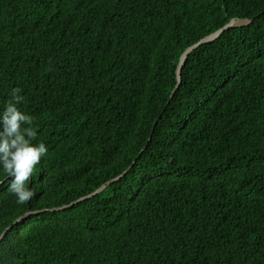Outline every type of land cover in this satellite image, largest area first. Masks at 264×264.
Instances as JSON below:
<instances>
[{
	"label": "trees",
	"instance_id": "16d2710c",
	"mask_svg": "<svg viewBox=\"0 0 264 264\" xmlns=\"http://www.w3.org/2000/svg\"><path fill=\"white\" fill-rule=\"evenodd\" d=\"M14 87L48 153L0 264H264V0H0Z\"/></svg>",
	"mask_w": 264,
	"mask_h": 264
},
{
	"label": "clouds",
	"instance_id": "9594fccd",
	"mask_svg": "<svg viewBox=\"0 0 264 264\" xmlns=\"http://www.w3.org/2000/svg\"><path fill=\"white\" fill-rule=\"evenodd\" d=\"M22 89H11L4 110L0 113L3 130L0 131V167L11 178L8 191L15 195L16 203H28L35 195L34 187H29L30 177L36 166L48 153L46 144L37 141L38 125L35 117L23 112L18 105L25 102Z\"/></svg>",
	"mask_w": 264,
	"mask_h": 264
},
{
	"label": "water",
	"instance_id": "95a60500",
	"mask_svg": "<svg viewBox=\"0 0 264 264\" xmlns=\"http://www.w3.org/2000/svg\"><path fill=\"white\" fill-rule=\"evenodd\" d=\"M249 24H251V20L250 19H233L231 20L227 25H225L223 28H221L220 30L210 34L209 36L203 38L200 42L194 44L193 46L189 47L187 50H185V52L181 55L180 57V61L179 64L177 66V70H176V76H177V85L175 90L172 93V96H174V94L176 93V91L179 89L180 85H181V72L182 69L186 63V60L188 58V56L194 51L196 50L199 46L203 45V44H207L210 42L215 41L216 39H218L225 31H227L230 28H241L244 26H248ZM124 174L116 177L115 179L107 182L106 184L102 185L97 191L93 192L92 194L83 197L82 199L70 204V205H66L63 206L61 208H53V209H48V210H43V211H56V210H63L66 208H69L70 206L85 200L87 198L93 197L98 195L99 193H101L108 185H110L111 183L118 181ZM42 211V212H43ZM39 212H27L26 214H24L22 217L18 218L11 226H9L4 232L3 234L0 236V242L3 240V238L6 236V234L13 228V226L17 225L18 223H20L21 221H24L25 219L29 218L32 215H36Z\"/></svg>",
	"mask_w": 264,
	"mask_h": 264
}]
</instances>
